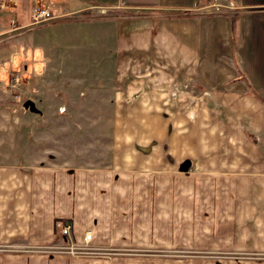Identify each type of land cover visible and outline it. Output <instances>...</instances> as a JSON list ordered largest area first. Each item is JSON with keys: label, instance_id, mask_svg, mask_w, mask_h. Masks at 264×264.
Returning <instances> with one entry per match:
<instances>
[{"label": "crops", "instance_id": "0c3cea01", "mask_svg": "<svg viewBox=\"0 0 264 264\" xmlns=\"http://www.w3.org/2000/svg\"><path fill=\"white\" fill-rule=\"evenodd\" d=\"M7 3L27 18L41 6L51 8L63 18L57 24L102 27L103 70L82 74L99 75L101 81L96 86H156V83L167 86L166 111L183 122L196 123L197 146L171 156L164 151L162 163L157 162V154L151 151L147 166L135 159L130 167L114 164L112 169L109 166L67 169L45 164L44 160L49 159L40 154L37 140L44 138L39 133L0 131V139L5 141V146L0 144V264H122L118 260L71 255L64 247L81 242L86 231L92 234L91 242L98 230L119 232L117 207L108 202L112 196L113 203H117L115 198L120 191L117 182L110 183L115 178L112 174L118 173L116 167L134 172V177L130 176L131 190L126 193L133 196L137 216L142 219L149 214L151 223L152 218L157 219L158 171H178L186 159L191 160L196 172L184 174L195 175L201 189L214 187L212 195L206 192L200 208L205 212L203 218L212 222L196 230L178 228L180 233L197 231L198 235L220 236L211 242L212 251L232 250L236 180L244 176L264 182V0H7ZM209 6L215 7V11L205 12ZM93 8H125L133 12L81 19L82 14L91 13ZM26 66L28 70L29 65ZM22 143L30 148H9ZM138 171L150 174L142 176ZM180 179L183 182L185 178ZM222 187H230L229 192L219 191ZM210 203L211 207L206 206ZM224 204L227 205L223 207ZM107 211L115 213L114 218H105ZM62 219L72 220L69 235L63 236V240L55 236L56 222ZM139 233L142 234L140 229ZM223 259L224 262L217 263L237 264L235 260H227L235 259L233 256ZM168 260L133 261L135 264L196 261ZM214 260L197 259L199 264H216ZM241 264H264V260Z\"/></svg>", "mask_w": 264, "mask_h": 264}, {"label": "rangeland", "instance_id": "374dc122", "mask_svg": "<svg viewBox=\"0 0 264 264\" xmlns=\"http://www.w3.org/2000/svg\"><path fill=\"white\" fill-rule=\"evenodd\" d=\"M12 6L0 12V131L39 133L44 138L37 140L40 154H46L49 159L44 160L45 164L67 169L106 166L112 169L114 164L130 167L135 159L147 166L151 151L157 154V162L162 163L166 156L162 154L164 151L171 156L177 151H192L197 146L196 123L183 122L176 114L166 111L169 108L165 100L167 86H159V83L156 86H96L101 81L99 75L82 74L103 70L102 27L57 24L63 18L49 7L53 18L37 22L32 14L43 7H36L32 12L30 9L27 18ZM214 8L209 6L205 12L215 11ZM91 11L82 14L81 19L133 12L125 8H93ZM11 18L15 21L13 25ZM16 77L19 80L15 82ZM28 100L32 105H26ZM30 137L31 142L33 135ZM1 142L5 146V141L0 139ZM23 145L9 148H30ZM116 169L118 173L112 174L115 178L110 183L117 182L120 191L115 198L117 203H113L112 196L108 202L117 207L119 232L109 234L107 230H96V239L71 255L118 260L122 264H135L133 260L137 258H158L165 262L186 258L196 260L194 264H199L197 259L200 258L215 259L219 264V260L224 262V257L232 256L235 259L227 260H235L237 264L264 260L262 179L243 176L236 180L234 248L212 251L211 242L220 236L198 235L197 231L184 235L178 229L196 230L212 222L203 218L205 212L200 208L206 192L212 195L214 187L201 189L195 175L184 174L196 172L191 160L186 159L178 171H158L157 219L152 218L151 223L149 214L142 219L137 216L133 211V196L126 193L131 190L130 176L134 177V172ZM140 173L142 176L150 174L137 172ZM166 179L170 182L166 183ZM220 189L225 193L230 187ZM105 214V218H114L115 213L107 211ZM71 222L69 219L57 221L55 236L63 240L60 230ZM82 243L78 240L77 245Z\"/></svg>", "mask_w": 264, "mask_h": 264}, {"label": "built area", "instance_id": "2783aa9c", "mask_svg": "<svg viewBox=\"0 0 264 264\" xmlns=\"http://www.w3.org/2000/svg\"><path fill=\"white\" fill-rule=\"evenodd\" d=\"M9 7H10V5L7 3V0H0V9L1 10H3V11L5 10L6 11ZM50 12H51L50 9L47 8V7L37 8L34 11V13L32 14V18H33V20H35L37 22L50 20V19L53 18V16L51 15ZM10 23L12 25L15 23L13 18L10 19ZM18 80H19V78L16 77L15 78V82L18 81ZM70 229H71V225L70 224L63 225L62 230H60L61 235L68 236L69 232H70ZM91 238H92L91 232L90 231H86V232H84L83 240H82L83 243L81 245L70 244L69 246L64 247V250L66 252L71 253V254L75 253V251L78 248H86V246L90 243Z\"/></svg>", "mask_w": 264, "mask_h": 264}, {"label": "water", "instance_id": "95a60500", "mask_svg": "<svg viewBox=\"0 0 264 264\" xmlns=\"http://www.w3.org/2000/svg\"><path fill=\"white\" fill-rule=\"evenodd\" d=\"M26 105H32V102L31 101H26Z\"/></svg>", "mask_w": 264, "mask_h": 264}, {"label": "trees", "instance_id": "16d2710c", "mask_svg": "<svg viewBox=\"0 0 264 264\" xmlns=\"http://www.w3.org/2000/svg\"><path fill=\"white\" fill-rule=\"evenodd\" d=\"M155 31V29H153V32Z\"/></svg>", "mask_w": 264, "mask_h": 264}]
</instances>
